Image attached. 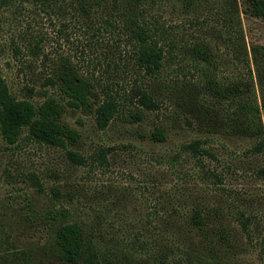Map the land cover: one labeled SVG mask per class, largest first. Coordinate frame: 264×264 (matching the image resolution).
I'll list each match as a JSON object with an SVG mask.
<instances>
[{"label":"rangeland","instance_id":"rangeland-1","mask_svg":"<svg viewBox=\"0 0 264 264\" xmlns=\"http://www.w3.org/2000/svg\"><path fill=\"white\" fill-rule=\"evenodd\" d=\"M159 4L152 13L167 54L151 77L135 67L124 25L103 24L109 7L84 14L73 2L0 0V74L15 97L39 104L56 94L49 79L62 56L94 83L92 108L67 105L61 117L79 134L67 148L27 129L9 144L0 132V264H72L57 239L66 222L82 226L95 264H202L213 251L225 264H264V135L225 130L230 101L203 92L201 71L179 48L202 41L210 69L254 89L264 115V56L255 50L264 18L248 0H199L190 13ZM174 80L184 86L170 92ZM137 84L157 108L137 102ZM106 93L119 114L102 128L95 108ZM156 127L164 141L152 138ZM195 140L198 151L189 147ZM196 210L205 218L199 227Z\"/></svg>","mask_w":264,"mask_h":264},{"label":"trees","instance_id":"trees-1","mask_svg":"<svg viewBox=\"0 0 264 264\" xmlns=\"http://www.w3.org/2000/svg\"><path fill=\"white\" fill-rule=\"evenodd\" d=\"M2 2L8 4L13 0H2ZM54 2L58 4L73 2L84 14L91 10L109 7L107 8L109 16L105 18L103 24L110 26L123 24L131 36V43L134 42L132 61L135 67L147 76L156 77L163 68L167 49L161 43L159 23L152 12L159 8V2H162L179 12L190 13L197 9L199 0H54ZM248 2L251 13L264 18V0H248ZM179 48L184 49V56L187 55L201 71L202 77L200 76L199 83L203 92L208 90L215 96L230 101L232 112L223 120L225 130H235L250 136L264 135V115L254 89L253 93L243 92L238 82L221 80L214 70L210 69V52L202 41L184 43V46ZM255 50L258 55L264 56V45L257 46ZM50 78L57 93L47 94L46 92V95L44 94L46 98L36 104L29 98L15 97L7 80L0 74V132L7 143H16L24 129H27V135L31 139L62 148H67L69 143L77 142L78 132L63 125L61 117L67 105L83 111L92 108L91 94L94 83L79 73L66 56H62L59 60ZM186 82L189 83L188 80ZM183 86L184 83L179 80L166 83L170 92H175L177 88ZM62 97L68 98L67 103L62 101ZM135 97L137 102L147 109H155L158 106L149 89L138 84L135 87ZM118 114L119 101L111 93H106L95 108L98 125L105 128ZM129 116L136 121L141 118L138 112ZM151 136L156 141H164L165 129L156 127ZM259 145V148H264V137ZM189 147L195 151L200 150V141L191 142ZM202 150L207 152L206 149ZM67 154L73 162L84 161V157L74 150L67 149ZM191 223L196 227L205 224V218L200 210L194 211ZM222 235L226 239L224 232ZM57 239L62 254L69 263L78 264L83 260V264H95L92 258L94 254L86 244L83 228L78 222H66L61 225L57 232ZM210 254L211 258L204 259L202 264H225L217 257L215 251Z\"/></svg>","mask_w":264,"mask_h":264}]
</instances>
